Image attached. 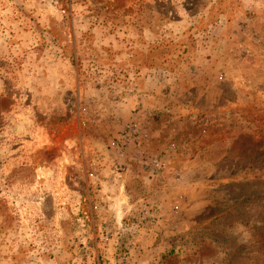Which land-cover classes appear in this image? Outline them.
Instances as JSON below:
<instances>
[{"label":"rangeland","instance_id":"1","mask_svg":"<svg viewBox=\"0 0 264 264\" xmlns=\"http://www.w3.org/2000/svg\"><path fill=\"white\" fill-rule=\"evenodd\" d=\"M0 264H264V0H0Z\"/></svg>","mask_w":264,"mask_h":264}]
</instances>
